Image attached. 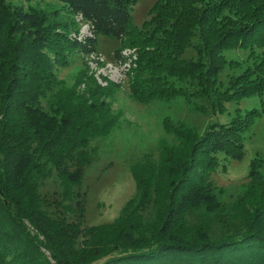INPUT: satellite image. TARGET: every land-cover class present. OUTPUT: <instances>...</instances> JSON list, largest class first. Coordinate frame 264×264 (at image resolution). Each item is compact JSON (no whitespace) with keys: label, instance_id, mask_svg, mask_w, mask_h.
<instances>
[{"label":"trees","instance_id":"1","mask_svg":"<svg viewBox=\"0 0 264 264\" xmlns=\"http://www.w3.org/2000/svg\"><path fill=\"white\" fill-rule=\"evenodd\" d=\"M60 1L89 24V34L71 35L51 12L13 10L0 0V264H264L261 164L250 159L245 196L226 213L208 179L244 154V133L262 106L202 132L164 120L175 140L161 139L156 158L148 153L131 165L136 195L111 221L81 225V202L68 205L79 214L69 219L49 211L39 191L55 173L63 199L77 195L93 158L90 141L118 121L109 100L114 82L83 69L58 88L56 64L66 49L98 54V35L113 37L120 42L113 57L128 63L135 100L195 95L222 109L228 99L264 93V0H155L141 25L132 19L136 0ZM188 48L195 53L185 56ZM229 48L246 49L252 61L220 90Z\"/></svg>","mask_w":264,"mask_h":264},{"label":"rangeland","instance_id":"2","mask_svg":"<svg viewBox=\"0 0 264 264\" xmlns=\"http://www.w3.org/2000/svg\"><path fill=\"white\" fill-rule=\"evenodd\" d=\"M154 1L136 0L132 8L133 22L141 25L144 19L149 18L148 10ZM5 3L11 9L23 12H51L56 21H59L57 28L65 29L71 35L82 37L90 33L89 24L80 19V16L71 14L67 5L60 0H5ZM118 45L120 42L117 39L99 34L98 54H83L76 48L66 49L65 55L59 57L65 62L56 64V75L61 80L58 88L72 85L83 69L92 71L95 78L103 84L114 82L117 85L109 100L112 109L118 113V121L108 134L96 136L90 141L89 146L94 149L93 158L83 168L81 183L75 186L78 194L63 199L62 185L55 173L47 177L39 187L48 202L45 207L53 213H62L69 219H75L79 214L78 211L69 212L68 205L75 208L78 207L77 201L81 202L84 206L81 225L111 221L121 212L125 202L136 195L131 165L148 153L156 158L161 139L175 140L173 134L165 130L164 120L183 122L197 132H202L208 123L228 121L236 114L245 115L254 106L264 108V93L261 96H246L238 101L228 99L224 101L222 109L216 108L213 111L207 98L195 95L192 96V101H188L185 94H178L169 99L139 102L129 93L125 73L128 63L116 61L113 57V49ZM126 52L129 49L123 50V53ZM194 53L193 48H188L184 55L191 56ZM225 54L228 63L217 75V87L220 90L230 87L231 77L243 71L252 61L244 48H229L225 50ZM175 82L177 86L191 91V86L185 79H176ZM42 101L48 108L50 101L46 98ZM244 150L240 158H229L222 168L209 174V189L221 204L218 210L223 213L231 210L238 198L245 196L243 194L248 181L250 159L254 158L256 163H260V169L264 173V109L244 133ZM250 195L254 193L251 192ZM215 218L216 224H221L220 216Z\"/></svg>","mask_w":264,"mask_h":264}]
</instances>
